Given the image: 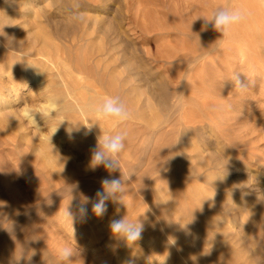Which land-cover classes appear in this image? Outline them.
Masks as SVG:
<instances>
[{
  "label": "rangeland",
  "instance_id": "374dc122",
  "mask_svg": "<svg viewBox=\"0 0 264 264\" xmlns=\"http://www.w3.org/2000/svg\"><path fill=\"white\" fill-rule=\"evenodd\" d=\"M208 8V0H0V90L15 80L28 87L7 99L19 97L10 105L22 120L20 132L0 126V264H59L58 250L66 246L77 253L66 264H194L191 257L208 262L203 264H228L227 259L264 264V60L249 67L255 51H245L252 47L247 38L222 61L219 54L202 59L193 45L204 22L196 18L207 17ZM112 39L131 58L134 71L138 68L140 81L132 85L142 101L130 107L129 121L113 127L126 131L127 138L120 169L109 173L103 166L90 169L94 145L77 136L40 146L44 135L57 136L61 125L73 120L58 122L52 116L58 105L50 107L36 87L44 81L50 94L69 90L73 94L66 101L81 99V86L95 82L77 71L75 62L84 50L93 53ZM29 45L36 52L44 47V58L28 55ZM25 60L37 61L35 75ZM234 75L255 87L239 92ZM24 107L39 117L38 127L24 117ZM90 134L96 147L109 135L106 129ZM79 144L85 156L76 152ZM48 156L57 165L46 163ZM211 161L221 163L220 171L209 167ZM239 176L254 200L231 194ZM105 177L126 179L124 195L106 202V214L95 216L89 203L85 219L63 221L67 207L74 211L85 197L95 198ZM114 217L142 223L141 238L128 242L113 234ZM169 233L176 239L165 245L161 240Z\"/></svg>",
  "mask_w": 264,
  "mask_h": 264
},
{
  "label": "bare ground",
  "instance_id": "6f19581e",
  "mask_svg": "<svg viewBox=\"0 0 264 264\" xmlns=\"http://www.w3.org/2000/svg\"><path fill=\"white\" fill-rule=\"evenodd\" d=\"M15 1V0H14ZM209 2V15L212 13V11L214 9H216L217 7H229V8H241L243 10H245L249 16L248 19L233 27L231 29V31L229 32L228 35L223 36L222 33H219L217 31H215L211 25L208 26L207 30L203 29V26L200 25L198 33H197V38L195 41L194 49L198 50L199 52H201V56L198 52V54L202 57L204 56H214V55H218L221 58V61L223 60L222 58L226 57L228 54V51L230 49H232L235 46H241V41L244 40L245 38L250 39L249 44L252 47H247V49L245 51L252 52L250 50L255 51L254 55L252 53L251 56L248 57V65L249 67H251L252 63H256L258 61H262L264 60V0H208ZM25 5V4H24ZM27 5V4H26ZM23 8V6H22ZM208 15V16H209ZM96 17V16H95ZM96 19V18H95ZM98 19V18H97ZM204 22V20L202 21ZM96 24V22H95ZM97 27V26H96ZM164 28V27H163ZM186 29V28H185ZM102 30V29H101ZM97 31V30H95ZM191 32V31H190ZM41 37V35H39ZM38 37V36H37ZM14 39V38H13ZM58 39V38H57ZM86 39V38H84ZM45 40V39H44ZM88 40V39H87ZM86 40V41H87ZM194 40V39H193ZM19 42V41H18ZM31 42V41H30ZM12 43V42H11ZM75 43V42H74ZM97 43V42H96ZM10 44V43H9ZM20 45H22L23 43H19ZM31 44V43H30ZM45 45H49V42L46 43L44 42ZM119 44V43H118ZM8 44H6L7 46ZM18 45V44H17ZM47 45V46H48ZM246 45V44H245ZM23 46V45H22ZM25 46V45H24ZM32 46V45H31ZM29 45L28 47V52L26 51V53H28V55L30 56H41L44 58L45 56V51L46 49L43 47H40V50H37L39 52H36L34 49V47L32 49L29 50V48L31 47ZM45 46V47H47ZM81 46V45H80ZM8 47V46H7ZM6 47V48H7ZM16 47V46H12ZM49 47V46H48ZM47 47V48H48ZM120 47V46H119ZM237 47V48H239ZM10 48V47H8ZM27 48V47H26ZM43 49H45L44 52ZM119 48H117V45L115 44V42L112 40H109L108 42H106L105 44H99L97 45V48L94 49V52L91 53L90 49H86L87 52L84 50L83 52V58L78 59L77 62H75V66H76V70L83 73V75L86 78H92L95 82V84L90 83V82H85V84H83L81 86L83 93L82 98L81 99H76L74 97V100L76 102L72 103V102H68L65 100V98L69 95L72 96V92L71 91H67L65 93H62L61 91L59 92H53L52 94L49 93L48 90V84H45L44 81L43 83H38L41 80L38 79L37 83H38V87H36L37 91L40 92V96H44L45 98H47V101L49 102V106L50 107H54L55 105H58V111L54 114H52V116L55 117V119L59 122L62 119H68L69 121L72 122H65L64 125H61L62 130L60 131V133L57 136H52L53 134L50 135H44V139L41 143L40 146L44 147V148H48V141H52V143L57 140V139H63V138H67L70 137L69 136V130L71 129V136H77L79 139H81L83 142H85L86 144H89L90 147H92L94 145V148L96 147L94 142L90 137V130L89 128V124H91V130L95 131V133H97V136H99V132L100 129H106L110 134H115V130H113L114 124L112 121L110 120H97L92 108L94 105L99 104L101 102H103L104 95L107 97L110 96H120L122 98V100L126 103L127 107L130 109V107H132L134 104H136L137 102H141L142 98L140 97L139 92H137L135 90V88L132 85V81H136L139 82L140 78H138L139 76V72L136 70L138 68L135 69L134 71V65L131 64V58L129 59L127 55H125V53L122 52L120 50H118ZM13 50V49H12ZM14 50L16 51L17 49L14 48ZM63 50V49H62ZM90 52V53H88ZM243 52V50H242ZM25 53V52H24ZM45 53V54H44ZM64 53V52H63ZM69 53V52H68ZM77 54V51L76 53ZM10 55V54H9ZM73 56V54H71ZM82 56V55H81ZM199 56V58H201ZM74 57V56H73ZM102 57H106L105 60H103ZM244 57V56H243ZM135 58V57H134ZM198 58V57H197ZM30 59V58H29ZM32 59V58H31ZM30 59V60H31ZM36 59V58H35ZM66 59V58H65ZM133 59V58H132ZM42 61L41 63H44L43 60L45 59H40L38 58L37 61ZM75 60V59H74ZM137 60V59H136ZM27 61V60H25ZM37 61H27L29 63V68L32 69V74L31 76L35 75V73L38 71V69L36 68V70L32 67L37 65ZM47 61V60H46ZM45 61V62H46ZM103 61V62H101ZM105 61V62H104ZM190 61V60H189ZM18 62V61H17ZM24 62V61H23ZM31 62V63H30ZM148 62V61H147ZM22 63V62H21ZM211 63L213 64H219L216 61H212ZM233 63V62H232ZM18 64V63H17ZM49 64V63H48ZM206 64V63H205ZM23 65V64H20ZM26 66V65H25ZM28 66V64H27ZM39 66V65H38ZM120 66V67H119ZM37 67V66H36ZM55 67V66H54ZM121 70H123V72L125 73V75L122 77V71H121V75L119 72H117L118 68H121ZM31 71V69H29ZM35 71H34V70ZM60 69V68H59ZM58 69V70H59ZM251 69V68H250ZM53 70V69H52ZM51 70V71H52ZM203 70V69H202ZM29 71V72H30ZM119 71V70H118ZM27 73V72H26ZM41 73V72H40ZM52 73V72H50ZM119 73V74H118ZM145 73V72H144ZM3 74V73H2ZM16 75V74H15ZM119 75L121 76V78H119ZM146 75V74H145ZM2 76V75H1ZM30 76V75H29ZM30 76V77H31ZM18 77V75L16 76ZM15 78V77H14ZM22 78V77H21ZM47 78V77H46ZM219 78V77H218ZM23 80V79H22ZM16 81V80H15ZM14 81L15 84L11 83L12 85L9 86V88H5L4 90H0V126L1 129L2 127H4L3 129L5 131L8 132L9 129H14L13 133L17 134L20 132V129L23 127L22 125V120H20L19 115H17L15 113V111L13 112L12 110V106L10 104L15 103L16 101L19 100V97H14L11 100H7L9 97V95H11L13 92H17V89H19L21 92L25 91L28 89L27 84H20V86H18V84H16V82ZM18 81V80H17ZM92 81V80H91ZM211 81V80H210ZM19 82V81H18ZM20 83V82H19ZM75 85V84H74ZM165 85V84H164ZM69 86V85H68ZM76 86V85H75ZM19 87V88H17ZM167 87V86H166ZM207 87V86H206ZM50 88V87H49ZM137 88V87H136ZM164 88V87H163ZM171 88V87H170ZM52 89V88H51ZM59 89V88H58ZM163 90V89H162ZM166 90V89H165ZM171 90V89H170ZM53 91V90H52ZM51 91V92H52ZM65 91V90H64ZM63 91V92H64ZM149 91V90H148ZM164 92V90H163ZM46 93H49L48 95H46ZM149 93V92H148ZM172 93V92H171ZM174 94V92H173ZM166 96V94H164ZM163 95V96H164ZM161 96V95H160ZM162 96V97H163ZM174 96V95H173ZM49 97V98H48ZM144 98V96H142ZM161 97V98H162ZM168 97V96H167ZM164 99V98H163ZM46 101V100H45ZM164 101V100H163ZM211 103L212 101L209 100ZM76 103V104H75ZM46 104V103H45ZM44 104V105H45ZM138 105V104H137ZM161 105V104H160ZM215 106V105H214ZM46 107V106H45ZM145 107V106H144ZM150 107V106H149ZM48 108V107H47ZM141 108V107H140ZM151 108V107H150ZM132 109V108H131ZM170 109V108H169ZM48 110V109H47ZM24 117L26 116L29 119V122L34 123L37 127L39 126L38 123V119L39 117H35V115L29 113L30 110L26 109L24 107V109L22 110ZM43 112V110H42ZM41 112V113H42ZM76 113L79 114L80 118H76L74 116H72V114ZM44 114V113H43ZM49 114V113H48ZM62 115V116H61ZM153 115V114H152ZM50 116V115H49ZM61 116V117H60ZM65 116V117H64ZM142 117H144L143 115H141ZM146 116V115H145ZM23 117V116H22ZM134 117V116H133ZM70 118V119H69ZM73 118V119H71ZM79 119V120H78ZM139 119V118H138ZM161 120V119H160ZM64 121V120H63ZM72 124V125H70ZM53 125V124H52ZM59 125V124H58ZM75 125V126H73ZM51 126V125H50ZM183 126V125H182ZM56 127V126H55ZM57 128V127H56ZM0 129V131H1ZM53 129V128H52ZM55 129V128H54ZM27 130V129H26ZM42 131V130H41ZM43 132V131H42ZM129 132V131H128ZM3 133V132H2ZM22 133V132H21ZM20 133V136L22 135ZM8 135V133H7ZM41 135V134H40ZM132 135V134H131ZM196 135V134H195ZM16 136V135H15ZM14 136V137H15ZM25 136V133H24ZM182 136V135H181ZM186 136V135H185ZM6 137V136H5ZM23 137V136H22ZM94 137V136H93ZM187 137V136H186ZM18 138V137H17ZM10 139V136H9ZM96 139V138H95ZM183 139V138H182ZM11 140V139H10ZM231 140V139H230ZM22 141V140H21ZM21 141L20 144L22 143ZM25 141V140H24ZM45 141V142H44ZM98 141V140H97ZM184 142V141H183ZM203 143V142H202ZM30 144V143H29ZM185 144V143H184ZM35 145V144H34ZM52 145V144H51ZM70 145V144H69ZM84 145V144H83ZM82 144H79V146H77V149L75 148L77 153H83L84 149H81V147L83 146ZM167 145V144H166ZM178 145V144H177ZM54 146V145H53ZM81 146V147H80ZM32 147V146H31ZM37 146L35 145L34 149ZM65 147V146H64ZM55 149V148H54ZM58 149H55V151ZM33 151V150H32ZM44 151H46L44 149ZM34 152V151H33ZM38 152V151H37ZM60 153V151H58ZM62 152V151H61ZM36 153V152H35ZM42 153V152H41ZM66 153V152H65ZM34 154V153H33ZM38 154V153H37ZM63 154V153H62ZM67 154V153H66ZM86 154V153H85ZM84 154V156H85ZM88 154V153H87ZM236 154V153H235ZM42 155V154H40ZM89 155V154H88ZM37 156V155H36ZM64 156V155H63ZM249 156V155H248ZM65 157V156H64ZM66 157H68L67 159L71 160L70 157L71 155H67ZM73 157V156H72ZM242 158V157H241ZM245 158V157H244ZM251 158V156H250ZM41 159V157L39 158ZM43 159V158H42ZM45 159V158H44ZM74 160V159H73ZM246 160V159H245ZM258 160V159H257ZM256 160V161H257ZM35 161V160H34ZM224 160H221V162H223ZM54 158H52L51 156H48V162L46 163H50V165H57L56 163H54ZM53 163V164H52ZM73 163V161H72ZM212 163V161L210 162ZM219 161H215V163H212L209 167L212 168V170L214 169H219L220 171V166H219ZM36 164V163H35ZM71 164V163H70ZM76 164V163H74ZM221 164V163H220ZM73 165V164H72ZM225 165V163H224ZM244 165V164H243ZM74 166V165H73ZM180 166V165H179ZM178 166V167H179ZM202 168V164L200 165ZM226 166V165H225ZM1 167V166H0ZM6 167V166H5ZM49 167V166H48ZM58 167V166H57ZM62 167V166H61ZM198 167V166H197ZM195 167V168H197ZM207 167V166H205ZM229 167V166H228ZM59 168V167H58ZM69 168V167H68ZM226 168V167H225ZM231 169H233L234 167H230ZM236 168V167H235ZM182 169H185L182 167ZM230 169V170H231ZM229 169H225L224 171H230ZM222 171V170H221ZM239 171V168L238 170ZM225 172V174H226ZM240 172V171H239ZM245 172V171H244ZM238 173V172H237ZM224 174V173H223ZM242 174V173H241ZM17 176V175H16ZM238 176V175H237ZM247 176V175H246ZM250 176V175H249ZM240 177V176H239ZM244 177V176H243ZM238 178V177H237ZM236 178V179H237ZM199 180V179H198ZM234 184V183H232ZM240 186V190L238 189V187ZM9 186H7L6 188H8ZM241 187L243 189H241ZM251 187V186H250ZM253 189V186L251 187ZM1 190H4V188H1ZM0 190V196L3 193ZM231 194H236L238 197L244 198L246 199H251L252 197L249 195V185L246 181L242 180L241 177L240 179H238L236 181V183L234 184V188L230 189ZM255 191V190H254ZM253 191V192H254ZM10 192V191H8ZM12 192V191H11ZM10 192V193H11ZM223 192V191H222ZM264 192V191H263ZM230 193V192H229ZM228 193V194H229ZM251 194H253L251 192ZM256 194V193H254ZM260 194V193H259ZM235 195V197H237ZM254 198V195H252ZM256 196V195H255ZM225 197V196H224ZM257 197V196H256ZM258 197H260L258 195ZM232 198V197H231ZM252 198V199H253ZM219 199V198H218ZM224 199V198H222ZM233 199V198H232ZM251 199V201H252ZM230 200V199H229ZM254 200V199H253ZM206 203V202H205ZM204 203V204H205ZM224 205V204H223ZM221 205V206H223ZM213 207V206H212ZM211 207V208H212ZM198 209V208H197ZM48 210V209H47ZM212 210V209H211ZM222 211L229 213L228 212V208H221ZM36 211V210H35ZM198 211V210H197ZM186 212V211H185ZM202 212V211H201ZM231 214V213H229ZM233 215V214H232ZM258 215V213H257ZM237 216V215H236ZM234 218V217H233ZM237 218V217H236ZM256 218H260V216H256ZM254 219V218H253ZM194 220V218H193ZM196 220V219H195ZM194 220V221H195ZM199 221V220H198ZM196 222V221H195ZM200 225H202L200 223ZM198 226V225H197ZM231 227V226H230ZM244 226H242L243 228ZM246 227V226H245ZM242 230V229H241ZM251 230V229H250ZM263 230L262 227H260L258 229V231ZM226 231V230H225ZM248 231V230H247ZM264 231V230H263ZM231 232V231H230ZM232 233V232H231ZM230 233V234H231ZM240 233V231H239ZM242 234V233H241ZM246 234V233H245ZM234 235V234H233ZM242 236V235H241ZM244 236V235H243ZM176 236L174 234H165L164 238H162V242L165 245H169L170 243H172L173 241H175ZM248 237V236H247ZM234 249V248H233ZM227 250V249H226ZM231 252V251H230ZM235 252V251H234ZM255 256H259L258 253H255ZM199 256V255H198ZM169 258V257H168ZM196 259V258H195ZM206 258H204L205 260ZM238 259V258H237ZM224 260V259H223ZM229 260L228 262L231 264V260L232 259H227ZM191 261L194 262V264H203L204 263H208L202 260H194L193 257H191ZM200 261V262H199ZM202 261V262H201ZM211 261V260H210ZM220 261V260H219ZM226 261V259H225ZM192 262V263H193ZM236 262V261H235ZM191 263V262H190ZM228 263V264H229ZM213 264V263H212ZM232 264H235L234 262Z\"/></svg>",
  "mask_w": 264,
  "mask_h": 264
},
{
  "label": "clouds",
  "instance_id": "9594fccd",
  "mask_svg": "<svg viewBox=\"0 0 264 264\" xmlns=\"http://www.w3.org/2000/svg\"><path fill=\"white\" fill-rule=\"evenodd\" d=\"M248 16L249 14L241 8L217 7L209 16H197L196 19L203 18L204 30H207L208 26L211 25L215 31L226 36L233 27L245 22L248 19ZM195 20H193L192 23ZM197 63H199V58H193L191 62L192 66L194 67ZM232 81L234 82L235 89H238L241 93H246L248 90L255 87L254 81L247 79V82H242L236 75H234ZM92 111L97 120H110L117 127L129 121L133 115L126 103L118 95L105 98L103 102L94 105ZM90 129L91 124H89V130ZM69 136L72 138L71 129L69 130ZM126 138V131H119L115 134L103 135L100 137L98 146L92 149L89 165L90 169L95 170L96 168L103 166L109 173L119 170L120 161L118 157L125 150ZM125 180V178L115 177L103 178L100 181L102 190H98L95 193L94 199L85 197L81 202L75 205L74 211L67 207L61 219L63 221H70L71 225L77 216L80 219H85L87 217V205L89 203H91L94 215L97 217H103L107 212L106 202L109 200L115 202L124 195ZM109 227L113 234L128 242H135L140 239L144 230L142 223L138 221L130 222L126 217L112 218ZM76 254V249L66 246L58 250L56 258L59 264H66V262L70 261Z\"/></svg>",
  "mask_w": 264,
  "mask_h": 264
}]
</instances>
